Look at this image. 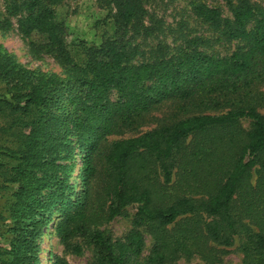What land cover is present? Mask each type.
I'll return each instance as SVG.
<instances>
[{"label": "trees", "instance_id": "obj_1", "mask_svg": "<svg viewBox=\"0 0 264 264\" xmlns=\"http://www.w3.org/2000/svg\"><path fill=\"white\" fill-rule=\"evenodd\" d=\"M61 0H2L0 28L35 35L65 66V77L16 62L0 48V192L10 199L0 264H41V228L94 264H167L181 256L216 264L235 249L240 264H264V7L237 0L231 18L203 2L193 13L242 45L228 55L200 51L131 64L120 38L144 15L143 0L115 2V37L64 41L54 7ZM231 3L230 0H225ZM115 96V97H114ZM172 120L139 135L152 112ZM250 121L244 128L241 119ZM79 155V184L73 181ZM122 239L101 229L128 205ZM143 231L151 238L148 254ZM51 264H70L58 256Z\"/></svg>", "mask_w": 264, "mask_h": 264}, {"label": "rangeland", "instance_id": "obj_2", "mask_svg": "<svg viewBox=\"0 0 264 264\" xmlns=\"http://www.w3.org/2000/svg\"><path fill=\"white\" fill-rule=\"evenodd\" d=\"M116 1L61 0L54 7L64 41L68 43V48L74 56L82 57L81 43L99 45L115 37ZM230 1L229 4L225 0H143L144 15L137 20V23L129 25L126 33L120 38L124 47L132 55L130 63L155 62L192 51L210 55H228L242 45V42L225 37L222 31L198 18L192 11V3L203 2L208 6L217 7L221 10L222 18H231L232 5L234 6L237 0ZM250 2L264 7V0H250ZM0 10H3L2 0H0ZM12 22L11 28L7 30L0 28V48L27 68L65 77V66L53 52L43 48L41 39L35 35L23 36L17 30L15 19ZM260 89L264 91V87ZM258 111L264 115V107L258 108ZM172 118L171 109L162 107L151 113L144 126L110 139L139 135L163 122L171 121ZM2 122L0 117V123ZM241 124L244 128H248L250 121L242 118ZM72 163L76 166L72 176L74 185L77 187L79 184L77 173L80 170L79 155L73 158ZM9 199L8 189L2 190L0 192V212L5 217ZM134 212L135 205H128L120 216L102 225L101 229L106 231L113 240L122 239L132 227ZM55 215L41 228L40 246L44 249L41 264H51L54 256L62 257L70 264H94L96 250L84 239L78 237L72 240L73 243L80 245L81 254L74 253L61 243L55 234ZM8 226L9 220L0 218V248L9 246L12 236L6 232ZM143 237L144 249L140 256L134 258L136 261L144 259L152 243L147 232L143 231ZM237 247L238 240L236 239L234 246L231 247L235 250L224 255L216 264H240L241 252L236 249ZM167 264L205 263L197 256H181L175 262Z\"/></svg>", "mask_w": 264, "mask_h": 264}]
</instances>
